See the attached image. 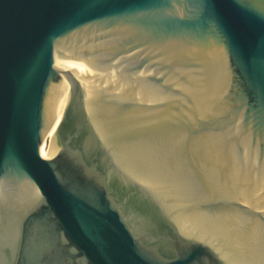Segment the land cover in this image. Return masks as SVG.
I'll return each instance as SVG.
<instances>
[{
	"label": "water",
	"instance_id": "1",
	"mask_svg": "<svg viewBox=\"0 0 264 264\" xmlns=\"http://www.w3.org/2000/svg\"><path fill=\"white\" fill-rule=\"evenodd\" d=\"M0 264H264V0H0Z\"/></svg>",
	"mask_w": 264,
	"mask_h": 264
},
{
	"label": "bare ground",
	"instance_id": "2",
	"mask_svg": "<svg viewBox=\"0 0 264 264\" xmlns=\"http://www.w3.org/2000/svg\"><path fill=\"white\" fill-rule=\"evenodd\" d=\"M68 98H69V89L67 90V92L65 93L64 96H62L60 99H58L57 101H55L54 109L56 107H58L60 104H62L64 101H66ZM48 142H50L48 148L51 149V150H54V147H53L52 142L50 140L49 134H48L47 140L45 141V143H46L47 146H48Z\"/></svg>",
	"mask_w": 264,
	"mask_h": 264
},
{
	"label": "rangeland",
	"instance_id": "3",
	"mask_svg": "<svg viewBox=\"0 0 264 264\" xmlns=\"http://www.w3.org/2000/svg\"><path fill=\"white\" fill-rule=\"evenodd\" d=\"M48 147H49V142H48Z\"/></svg>",
	"mask_w": 264,
	"mask_h": 264
}]
</instances>
